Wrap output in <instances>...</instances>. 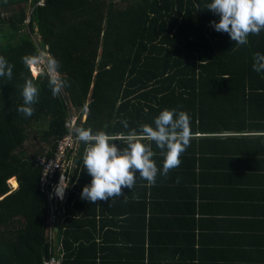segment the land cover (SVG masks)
I'll use <instances>...</instances> for the list:
<instances>
[{
  "label": "trees",
  "instance_id": "obj_1",
  "mask_svg": "<svg viewBox=\"0 0 264 264\" xmlns=\"http://www.w3.org/2000/svg\"><path fill=\"white\" fill-rule=\"evenodd\" d=\"M211 2L0 0V56L13 65L11 79L0 77V264H41L46 255L48 204L40 189L43 170L38 161L48 160L56 140L67 133L76 138L78 151L74 170L64 172L69 174L64 218L55 222L64 252L61 264H264V245L250 249L245 244L229 262H204L193 237L195 215L187 211L182 215L183 210L176 215L175 226L181 227H169L172 234L156 233L149 222L148 232L145 228L143 232L147 242L142 239L140 246L132 241L123 246L122 255L105 258L102 251L109 246L100 248L95 234L106 224L96 228L94 204L81 199L92 178L83 165L86 145L74 129L90 127L110 135L139 132L142 124L154 126L165 108L187 112L191 140L179 167L166 177L158 173L162 185L174 180L184 191L180 184L187 175L182 171L191 167L194 190L198 156L239 161L241 167L262 161L253 173L264 174V149L254 145L264 140V71L253 69L256 54H264V30L249 34L247 44H236L212 25L220 17L205 8ZM39 39L50 57L59 61L58 72L67 80L55 98L47 72L33 78L24 63L25 57L36 59ZM27 79L39 89L30 117L16 111L23 104ZM72 116L76 121L69 128L66 123ZM34 130L40 131L38 141L25 146ZM216 132L225 133L220 137L225 145L212 150L196 146V139H211ZM152 147L162 171L163 157L154 142ZM58 175L56 170L51 180ZM11 180L17 183L14 190ZM153 186L137 175L133 192L141 191L144 199ZM123 191L118 197H132L130 189Z\"/></svg>",
  "mask_w": 264,
  "mask_h": 264
},
{
  "label": "crops",
  "instance_id": "obj_2",
  "mask_svg": "<svg viewBox=\"0 0 264 264\" xmlns=\"http://www.w3.org/2000/svg\"><path fill=\"white\" fill-rule=\"evenodd\" d=\"M222 131L224 130H219ZM219 132H216V137L211 138L212 140L207 137L196 139V146L202 150H212L225 145L220 142V137L225 133ZM254 145L264 149V140ZM76 150L78 151L77 147ZM195 162L198 183L194 190L190 167L187 171H182L187 175V180L180 184L184 191L178 190L179 184L174 185V180H169V185H162V178L157 177L154 188L149 190L151 196L146 194L143 199V193H134L132 188L130 199L117 196L94 204L96 214L93 219L96 221V228L106 224L95 234V241L100 248L109 246L108 250L102 251L105 258L111 256L113 259L115 254L122 255L123 246H131L132 241L138 242L137 245L140 246L142 239L147 242V234L143 232L149 222V227H154L156 233L165 236L172 234L170 226L181 227L175 225L176 215L182 210V215H185V211L195 215L193 237L196 239V252H202V258L205 256L204 262H214L216 259L229 262L232 256L236 257L237 253L239 256L240 251H243V244L250 245V249L264 245V174L253 173L262 161L256 164L254 161L241 167L243 164L239 161L228 162L222 158V161L217 162L209 156H198ZM189 176L191 180H188ZM13 182L16 189L17 185ZM62 205L59 209V221L64 218ZM130 212L135 214L132 216ZM148 214L151 216L150 220L147 219ZM142 221H145L143 225ZM57 233L55 226L54 240L59 245L58 254L62 260L64 252ZM112 245L113 249L110 248Z\"/></svg>",
  "mask_w": 264,
  "mask_h": 264
},
{
  "label": "clouds",
  "instance_id": "obj_3",
  "mask_svg": "<svg viewBox=\"0 0 264 264\" xmlns=\"http://www.w3.org/2000/svg\"><path fill=\"white\" fill-rule=\"evenodd\" d=\"M205 8L220 17L218 22H211L215 30L229 34L230 39L238 45L247 44L249 34L259 35L264 30V0H212ZM45 53H48L47 47L45 52L39 51L36 59H40ZM36 59L25 57L24 63L31 69ZM59 67V61L54 57L47 59V77L54 98L61 94L67 84L66 78L58 72ZM253 69L256 72L264 71V54H256ZM12 75L13 65L0 56V77L7 76L11 79ZM21 94L23 104L16 111L30 117L39 99V89L33 79L25 81ZM190 120V116L183 110L177 112L176 109L165 108L155 117L154 126L142 124L139 132L133 129L126 134L110 135L103 130L93 132L90 127L75 128L77 138L86 145L83 165L92 178L83 187L81 199L96 204L97 201H107L123 195V189L131 190L134 187L137 175L149 185L155 184L158 173L166 177L172 169L179 167L181 154L190 146ZM122 123L124 128L129 127L127 120ZM115 141L122 142V146H118ZM153 142L163 157L162 171L154 159L157 153L153 150ZM72 153L69 151L67 155L72 158L75 168L76 148ZM68 179L69 175L65 186L57 188L61 197L64 190L63 199Z\"/></svg>",
  "mask_w": 264,
  "mask_h": 264
},
{
  "label": "built area",
  "instance_id": "obj_4",
  "mask_svg": "<svg viewBox=\"0 0 264 264\" xmlns=\"http://www.w3.org/2000/svg\"><path fill=\"white\" fill-rule=\"evenodd\" d=\"M76 117L72 116L66 125L72 128L75 124ZM77 145V140L71 133L64 134L61 138L57 139L55 142V147L52 155L46 160V158H39L38 165L42 167V177L40 179V189L46 195V201L48 204L47 220L45 222L44 237L47 244V253L43 257L41 264H61V255L58 254L59 245L54 240V228L55 222L59 220V209L60 201L63 199L57 193L58 182L62 178L63 185L65 186V181H67V172L74 169V163L72 158L67 155L69 151L74 154ZM59 171V175L56 181H52L55 171ZM63 186V187H64Z\"/></svg>",
  "mask_w": 264,
  "mask_h": 264
},
{
  "label": "rangeland",
  "instance_id": "obj_5",
  "mask_svg": "<svg viewBox=\"0 0 264 264\" xmlns=\"http://www.w3.org/2000/svg\"><path fill=\"white\" fill-rule=\"evenodd\" d=\"M49 57H50V55L48 53L46 55V53H45L44 55L41 56L40 59H36V62L32 65L31 69L29 68L31 76L33 78H37L38 75H40L41 73L47 72V69H46L47 68V59ZM34 73H35V75H34ZM84 117L85 116L83 115L82 120H84ZM36 134H37V137H36ZM39 135H40V131H36V130L32 131L29 134V138L27 139L25 146H28V145L30 146V145L34 144L35 142H37ZM12 181H15V180L10 181V186L14 190L15 189L14 187H16V186H14V182H12ZM15 183H16V181H15ZM58 184H59V182H58ZM66 184H68V182H66ZM16 185H17V183H16ZM67 188H68V186H67ZM62 204H63V199L60 201V207Z\"/></svg>",
  "mask_w": 264,
  "mask_h": 264
},
{
  "label": "water",
  "instance_id": "obj_6",
  "mask_svg": "<svg viewBox=\"0 0 264 264\" xmlns=\"http://www.w3.org/2000/svg\"><path fill=\"white\" fill-rule=\"evenodd\" d=\"M37 44H38V47L41 51L45 52L46 51V46H45V43L42 39H39L37 41ZM38 56V55H37Z\"/></svg>",
  "mask_w": 264,
  "mask_h": 264
},
{
  "label": "bare ground",
  "instance_id": "obj_7",
  "mask_svg": "<svg viewBox=\"0 0 264 264\" xmlns=\"http://www.w3.org/2000/svg\"><path fill=\"white\" fill-rule=\"evenodd\" d=\"M60 183H61V178H60V180H59L58 187L60 186ZM58 187H57V188H58ZM60 187H61V186H60ZM61 188H63V186H62Z\"/></svg>",
  "mask_w": 264,
  "mask_h": 264
}]
</instances>
